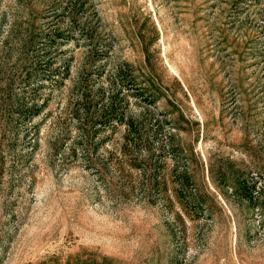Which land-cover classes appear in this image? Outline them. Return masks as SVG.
I'll return each mask as SVG.
<instances>
[{
    "label": "rangeland",
    "instance_id": "1",
    "mask_svg": "<svg viewBox=\"0 0 264 264\" xmlns=\"http://www.w3.org/2000/svg\"><path fill=\"white\" fill-rule=\"evenodd\" d=\"M0 264H264V0H0Z\"/></svg>",
    "mask_w": 264,
    "mask_h": 264
}]
</instances>
